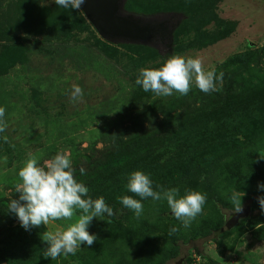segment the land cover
<instances>
[{
  "label": "rangeland",
  "instance_id": "rangeland-1",
  "mask_svg": "<svg viewBox=\"0 0 264 264\" xmlns=\"http://www.w3.org/2000/svg\"><path fill=\"white\" fill-rule=\"evenodd\" d=\"M124 11L180 15L169 49L108 42L80 10L55 0H0V264H264L256 199L264 195V14L255 0H125ZM173 54L223 73L218 90L205 94L193 83L187 95L165 97L136 84L140 69ZM61 150L75 178L96 189L88 195L103 197L114 215L92 220V246L52 259L45 233L66 230L80 212L26 231L8 204L19 199L30 154L43 166ZM137 170L154 190L207 193L202 214L185 228L166 200L147 198L137 219L117 199H140L127 189ZM234 190L246 193L250 212L232 227ZM173 226L179 231L169 234Z\"/></svg>",
  "mask_w": 264,
  "mask_h": 264
},
{
  "label": "clouds",
  "instance_id": "clouds-1",
  "mask_svg": "<svg viewBox=\"0 0 264 264\" xmlns=\"http://www.w3.org/2000/svg\"><path fill=\"white\" fill-rule=\"evenodd\" d=\"M85 0H55L57 6L80 10ZM223 73L219 76L213 67L207 70L200 57H189L182 54L171 55L159 68H142L136 79V84L142 86L145 92L151 91L157 96H172L179 93L187 95L193 83L205 94L217 91V80L222 81ZM73 100L83 97V89L79 85L73 86L71 93ZM5 107H0V133L7 129L4 120ZM6 139V137H5ZM264 160V157H260ZM75 169L70 156L63 150L59 151L52 159L41 166L39 158L30 154L20 169L18 175L22 183L17 185L16 191L19 199H11L8 211L15 214L20 225L26 231L32 227L47 225L49 220L67 219L76 217L62 232H46L48 247L46 257L57 258L61 254L75 255L82 244L92 246L98 239L95 234H90L89 226L94 218L114 215L103 197L92 199L89 189L82 181L75 178ZM83 174V169H81ZM159 190L153 189L150 174L143 171H134L130 174L127 189L139 196H122L117 199L126 208L132 210L138 219L143 213L142 200L151 198L153 201L166 200L173 216L187 228L196 217L202 214L207 202V193L186 189L183 196L179 188L164 189L157 185ZM257 188L264 192V182H258ZM246 195L243 191H233L230 201L233 205L232 213L243 212L242 198ZM257 202L261 213L264 214V195L258 196ZM179 228L173 226L169 234L178 232Z\"/></svg>",
  "mask_w": 264,
  "mask_h": 264
},
{
  "label": "water",
  "instance_id": "water-1",
  "mask_svg": "<svg viewBox=\"0 0 264 264\" xmlns=\"http://www.w3.org/2000/svg\"><path fill=\"white\" fill-rule=\"evenodd\" d=\"M125 0H85L80 11L96 33L111 43L144 45L160 53L172 43L173 32L179 25L178 14L141 16L124 11ZM250 208L231 217L232 227L248 217Z\"/></svg>",
  "mask_w": 264,
  "mask_h": 264
},
{
  "label": "trees",
  "instance_id": "trees-1",
  "mask_svg": "<svg viewBox=\"0 0 264 264\" xmlns=\"http://www.w3.org/2000/svg\"><path fill=\"white\" fill-rule=\"evenodd\" d=\"M236 140H237V138H236ZM116 146H121L122 144H123V142L122 141H116L115 143H114ZM100 151L101 150H94V153L95 154H98V153H100ZM73 166V165H72ZM74 169H76V166L74 167ZM88 189H89V192H91L92 194L96 191V189L94 188V187H88ZM95 190V191H94ZM18 230H20V227L17 225V226H15V231H18Z\"/></svg>",
  "mask_w": 264,
  "mask_h": 264
},
{
  "label": "crops",
  "instance_id": "crops-1",
  "mask_svg": "<svg viewBox=\"0 0 264 264\" xmlns=\"http://www.w3.org/2000/svg\"><path fill=\"white\" fill-rule=\"evenodd\" d=\"M258 11L264 14V0H255Z\"/></svg>",
  "mask_w": 264,
  "mask_h": 264
}]
</instances>
